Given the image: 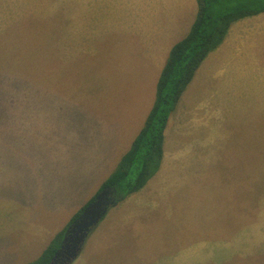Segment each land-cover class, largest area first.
Segmentation results:
<instances>
[{
	"label": "rangeland",
	"instance_id": "obj_1",
	"mask_svg": "<svg viewBox=\"0 0 264 264\" xmlns=\"http://www.w3.org/2000/svg\"><path fill=\"white\" fill-rule=\"evenodd\" d=\"M81 37V0H0V246H14L17 255L25 247L12 240H25L18 234L26 237L31 229L28 241L37 240L42 221L50 222L44 217L50 199L64 198L76 164L65 152L68 135L78 130L74 90L78 82L96 81L90 70L98 59ZM244 54L248 91L235 95L231 105L211 107L216 110L210 112V133L222 134L232 121L228 129L234 135L216 142L217 179L208 184L198 178L194 185L184 180L174 195L159 198L164 209L154 212L152 243L168 250L153 251L159 260L152 264H264V40ZM208 134L201 127L183 138L201 141ZM233 164L243 165L241 178H229ZM186 169L180 168L182 177L191 171ZM83 199L81 191L74 202L68 194V216ZM64 230L44 250L36 244L33 253L25 248L30 256L36 253L27 264L39 262L59 234L64 239ZM94 230L75 264H129L120 237L109 235L106 243L115 244L102 251ZM136 264L150 259L138 257Z\"/></svg>",
	"mask_w": 264,
	"mask_h": 264
},
{
	"label": "crops",
	"instance_id": "obj_2",
	"mask_svg": "<svg viewBox=\"0 0 264 264\" xmlns=\"http://www.w3.org/2000/svg\"><path fill=\"white\" fill-rule=\"evenodd\" d=\"M198 8V0H81V39H87L88 52L96 54L98 59L95 70H90L96 74V81L78 82L74 90L76 109L80 110L74 118L78 130L68 135L65 152L76 164L71 167L70 176L68 172L71 179L64 189V198L50 199L52 208L44 216L50 222L42 221L37 240L28 241L31 229L26 237L24 233L18 234L25 240L16 238L12 243L23 242L22 246L31 249L30 253L36 245L39 251L44 250L100 192L144 127L168 56L175 44L190 33ZM261 40H264V13L235 22L225 41L204 60L169 118L159 171L144 188L112 207L97 226L102 251L115 244L106 243L109 235L122 239L129 264H136L138 257L150 259L152 264L153 260H159L158 252L155 255L153 251L168 250L167 245L152 243L153 235H157L155 225H158L154 212L164 209L159 198L168 197L169 193L174 195L184 180L194 185L198 178L207 179L208 184L217 179L214 172L219 167L212 156L216 155V142L222 143L234 135L228 129L232 121L219 136L214 130L210 133V112L216 110L211 107L231 105L235 95L248 91L249 72L244 66V51L249 46L255 50ZM255 75L259 74L255 72ZM223 83L225 88L221 87ZM192 127L208 130L209 134L203 136L206 140H195L197 134L193 139L183 138L195 129ZM193 146L196 151H190ZM182 165L191 170L183 177ZM232 168L229 178L243 176V165L233 164ZM79 191L84 195L83 202L68 216V194L74 202ZM196 191L200 193V188ZM88 240L85 250L89 248ZM25 248L20 247L18 251L22 253L17 255L14 246L1 245L0 264L33 261L36 253L30 256ZM22 254L26 255L24 260Z\"/></svg>",
	"mask_w": 264,
	"mask_h": 264
},
{
	"label": "trees",
	"instance_id": "obj_3",
	"mask_svg": "<svg viewBox=\"0 0 264 264\" xmlns=\"http://www.w3.org/2000/svg\"><path fill=\"white\" fill-rule=\"evenodd\" d=\"M198 5L197 19L190 33L175 44L168 56L144 127L101 189H114L118 203L144 188L159 171L169 118L204 60L225 41L235 22L264 13V0H198ZM62 238L59 234L55 244L34 264H48L60 249Z\"/></svg>",
	"mask_w": 264,
	"mask_h": 264
},
{
	"label": "water",
	"instance_id": "obj_4",
	"mask_svg": "<svg viewBox=\"0 0 264 264\" xmlns=\"http://www.w3.org/2000/svg\"><path fill=\"white\" fill-rule=\"evenodd\" d=\"M122 199V198H119ZM118 204L116 191L105 188L87 205L67 229L60 249L49 264H72L82 252L86 240L108 211Z\"/></svg>",
	"mask_w": 264,
	"mask_h": 264
}]
</instances>
